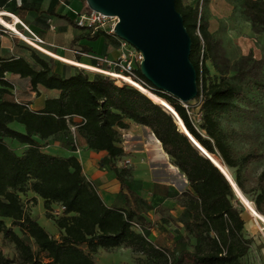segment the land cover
I'll use <instances>...</instances> for the list:
<instances>
[{
    "label": "trees",
    "instance_id": "1",
    "mask_svg": "<svg viewBox=\"0 0 264 264\" xmlns=\"http://www.w3.org/2000/svg\"><path fill=\"white\" fill-rule=\"evenodd\" d=\"M176 7L192 38L190 58L198 75L199 93L195 100L199 105L194 104L195 100L183 103L150 81L152 94L147 95L131 85H119L108 76L74 65V74L62 75L54 70L53 57L21 38L31 50L30 58L0 59V237L13 243L18 253V259H14L0 247V264H98L95 255L100 249L111 251L119 247L141 254L136 259L138 264H243L253 239L245 234L246 222L232 201L233 187L215 157L235 169V183L240 190L247 192L252 183L257 192L253 202L264 215V168L258 175L252 168L264 160V144L239 149L242 134L223 123L224 115L240 108L238 102L245 97L246 86L264 87L260 76L262 61L253 60L250 68L244 59L231 65L224 56L221 40L210 30L204 6L176 0ZM86 9L90 11L87 6ZM244 13L255 30L264 31V0H244ZM100 37L117 39L114 33L104 30H90L80 38ZM208 63L220 73L209 82ZM137 72L144 77L139 68ZM7 73L28 79L37 93L43 86L58 90L59 95L47 98L41 109L8 99L13 85L5 78ZM162 104L175 109L187 131L215 156L221 169L200 152L182 131L183 125ZM196 107L199 124L193 118ZM75 117L80 120L75 121ZM128 120L149 127L154 143H162L172 163L188 180L189 189L180 195L186 209L185 242L192 238L196 242L177 255L170 248L157 246L135 227L152 226L138 204L135 208L106 205L76 156L63 157L43 150L42 141L63 135L68 139L65 146L75 151L81 137L89 149L107 152L124 192L125 177L132 176V168H119L113 160L125 155L120 129L129 128ZM12 123L21 124L24 131L12 127ZM6 138L27 147L18 154ZM165 152L162 150L161 155L166 158ZM30 191L43 198L47 218L53 219L60 231L58 238L25 207L22 195ZM128 192L135 202L151 208L132 189L128 188ZM31 200L37 203L35 197ZM54 205L64 207L60 216H54Z\"/></svg>",
    "mask_w": 264,
    "mask_h": 264
},
{
    "label": "crops",
    "instance_id": "2",
    "mask_svg": "<svg viewBox=\"0 0 264 264\" xmlns=\"http://www.w3.org/2000/svg\"><path fill=\"white\" fill-rule=\"evenodd\" d=\"M87 11L86 5L82 0H21V3L18 0H0L1 21L10 23L20 21L24 26L28 27L35 36L42 40L40 45L43 48V52L53 57L51 61L54 70L65 76L74 74L76 71V68L70 65V62L74 63L72 60L100 64L98 60L81 53L115 59L120 57L123 52V47L117 39L111 40L100 37L98 40H90L88 38H80L90 31L89 28L80 27L77 24L78 16ZM2 15H13V19ZM24 26L19 24L18 28L28 34ZM211 32L214 33L215 30H211ZM20 56L30 58L31 50L18 36L11 32L6 33L0 40V59H11ZM5 78L13 85V88L10 89L11 94H8L6 98L31 103L30 106L34 109L43 108L47 98L59 95L58 90L47 89L43 86H39V93L33 91L28 79L22 78L20 75L7 73ZM74 120L79 121L80 117H75ZM128 122L130 124L129 128L120 129L125 155L113 160V162L119 168H130V166L121 167L120 165L123 162L134 165L131 178L137 184H141V186L139 185L136 189H130L136 193V196L147 200L151 204V208H146L148 213L142 209L143 204L140 201L135 202V198L131 196L128 190H125L126 188L124 192L121 191V182L111 169V162L106 157V151L96 152L89 149L81 137L76 142L77 150L72 151L63 145L61 141L63 135L54 138L56 140L53 144L54 148H50L49 146H52L51 143H47L53 138L42 141L45 144L43 150L63 157L76 156L83 166L84 173L94 183L106 205L135 208L138 204L147 219L152 223V226L137 229L157 246L169 248L176 241V237L168 232L170 230L168 222L172 220L162 216L156 208L161 205L167 209L169 215L175 218L177 224L181 227L182 233L185 235L183 222L185 221L186 209L182 203H179V196L185 190L182 191L179 185L181 183L185 187V184H188V180L185 174L172 163L170 156L164 151L160 142L166 158L161 155V147L154 143L151 137L153 132L149 127L136 124L130 120ZM11 126L24 131V127L21 124L19 125V123H12ZM52 151H61L63 154L59 155ZM28 197H35L37 206L43 205L44 207L43 198L36 193L30 191L28 192ZM31 203L34 204L33 201ZM170 231L176 235L173 230ZM57 233L59 236L60 231L58 228ZM102 251L106 250L100 249L95 258ZM257 252L259 253L257 258H255L252 249L247 257L252 261V264H264V245Z\"/></svg>",
    "mask_w": 264,
    "mask_h": 264
},
{
    "label": "rangeland",
    "instance_id": "3",
    "mask_svg": "<svg viewBox=\"0 0 264 264\" xmlns=\"http://www.w3.org/2000/svg\"><path fill=\"white\" fill-rule=\"evenodd\" d=\"M83 2V1H82ZM185 5H199L200 7L204 6V11L207 14V17L210 21V30H215L214 34L221 40L223 53L226 58L230 61L231 65H234L236 62L244 59L246 65L250 68L253 65V60H261L262 68L260 70L261 79L264 80V31H257L253 28L251 21L247 18L244 13V0H183ZM84 3V2H83ZM87 7V3H84ZM0 22L4 24L1 19ZM13 24L15 23L12 22ZM116 23L115 19H109V29L112 25ZM7 26V25H5ZM110 32V31H109ZM98 40V39H97ZM120 44L122 45V40L117 37ZM130 50H133V46H129ZM139 66V63H137ZM210 68V74L207 76L208 82L212 79L218 78L220 73L214 68L211 63H208ZM234 72H230V75H233ZM245 97L238 102L239 109H235L233 112L224 115L223 123L227 127L235 128L241 135L239 138L237 147L241 150L249 148L250 145H263L264 144V87L260 88L257 85H248L246 86ZM194 104L199 105V101L195 100ZM194 115V120L196 124L200 123L199 107H196ZM20 125V124H19ZM68 139L62 137L61 141L65 145ZM6 143L13 148L18 154L22 152L27 147L24 144H21L10 138L5 139ZM56 140L53 138L47 143H51L50 148H54L53 144ZM264 147V146H262ZM58 153L59 155L63 154L61 151H52ZM215 157V156H213ZM220 163L224 164L221 160L215 157ZM130 166L134 168V165H130L128 162H123L120 165ZM253 172L255 175H258L264 168V160L256 162L252 166ZM224 170V169H223ZM230 183L233 187V196L232 201L234 205L242 212L243 218L246 222L245 224V234L246 236L253 239V244L251 246L252 252L257 258L259 256L260 247L264 245V222L260 221V225L250 216L248 211L247 201H253L257 192L253 188L252 183L248 184L247 192H243L235 183V169H230ZM225 172V170H224ZM225 172V174H226ZM232 177V178H231ZM127 188L136 189L141 186L137 184L131 178V176L125 177ZM180 188L182 191L189 189V185L180 183ZM22 200L25 204V207L32 211V215L37 218L39 223L45 227V229L52 234L54 237L58 238L57 227L55 226L54 220L49 219L46 216V210L42 206H37L36 203H31V198L28 197V194L22 195ZM179 203L181 204V197L179 196ZM32 207H34L32 209ZM60 207V208H59ZM146 205H142V209L148 213L146 210ZM156 210L165 218H171V222H168L170 230H173L176 235H174L170 230L168 232L176 237V241L171 247L176 255L180 253L181 250L185 247L192 248L196 242L195 239H190L188 242H185V235L181 231V227L177 224L175 218H172L169 215V211L162 207L161 205L156 208ZM62 212V207L56 205L53 207L54 216H60ZM8 224L11 221H7ZM139 229V228H138ZM18 232L19 230L16 229ZM20 233V232H19ZM56 233V234H55ZM21 234V233H20ZM34 247L37 249V246L34 244V241H30ZM0 247L4 253L14 259H18V253L16 251L15 245L9 241H3L0 237ZM250 249V250H251ZM141 254H135L131 249H115L111 251H102L97 255L96 261L98 264H138L136 259ZM45 260L44 255L41 256ZM243 264H252V261L246 256L243 260Z\"/></svg>",
    "mask_w": 264,
    "mask_h": 264
},
{
    "label": "water",
    "instance_id": "4",
    "mask_svg": "<svg viewBox=\"0 0 264 264\" xmlns=\"http://www.w3.org/2000/svg\"><path fill=\"white\" fill-rule=\"evenodd\" d=\"M86 3L90 10L118 19L114 34L142 53L140 72L154 87L183 103L196 99L199 87L197 71L190 58L192 38L176 0H86ZM163 106L183 125L182 131L200 152L221 169L187 131L175 109L171 105Z\"/></svg>",
    "mask_w": 264,
    "mask_h": 264
},
{
    "label": "built area",
    "instance_id": "5",
    "mask_svg": "<svg viewBox=\"0 0 264 264\" xmlns=\"http://www.w3.org/2000/svg\"><path fill=\"white\" fill-rule=\"evenodd\" d=\"M18 2L21 3V0H18ZM2 16L13 19V15H2ZM109 19H115L116 23L118 21L117 18L108 17L101 13L90 10L78 16L77 24L80 27H86L93 31L104 30L108 33H114V27L116 23H114L110 28V30H108ZM19 24L24 26V24H22L20 21L16 22V27L20 31V33H17V32H13L10 28H8L7 26H5L0 22V40H2V38L6 33L11 32L16 36H18L19 38H21L22 40H24L26 43L32 45L37 49H40L43 52V48L40 45L42 43V40H40L37 36H35V34L31 30H29L28 27L26 26H24V29L28 32V34H25L23 31H21L18 28ZM23 34H25L30 40L23 37ZM122 42H123L122 43L123 52L121 56L118 58L110 59L104 56H96L93 54L81 53L83 55L91 57L94 60H98L100 64L86 63L79 60H72L74 62H77L78 64L72 62H70V64L92 73L108 76L114 79L115 82L119 85L127 84L137 88L141 92H143L142 88H145L152 92L153 86H151V84L146 78L142 77L137 72V68H139V66H137V63H139L140 65V62L143 60L142 53L134 46H133V50H130L128 48V45L129 46L132 45L124 40H122ZM72 129L74 131L75 126H73ZM63 209L64 207H62V210ZM135 227L139 229L141 228L139 224H135Z\"/></svg>",
    "mask_w": 264,
    "mask_h": 264
},
{
    "label": "bare ground",
    "instance_id": "6",
    "mask_svg": "<svg viewBox=\"0 0 264 264\" xmlns=\"http://www.w3.org/2000/svg\"><path fill=\"white\" fill-rule=\"evenodd\" d=\"M5 24L4 25H7V27L9 26L10 27V29L13 31V32H17V33H20V31L17 29V27H16V22L17 21H15V23L13 24V23H10V22H7V21H3ZM8 27V28H9ZM23 37H25L26 39H28V37L25 35V34H23ZM28 40H30V39H28ZM75 64H78L77 62H74ZM83 66V65H82ZM142 90H143V92L145 93V94H147V95H151L152 94V92L151 91H149V90H147V89H145V88H142ZM162 105H164V104H162ZM221 167L225 170V172H226V170L228 171V172H231V170H230V168L228 167V166H226L225 164H222L221 163ZM228 172H226V175L228 176V178L230 177V174L228 173ZM232 178V177H231ZM229 180H231L230 178H229ZM233 184L235 185V183L233 182ZM247 206H248V211H249V213H250V216L260 225V221H262V222H264V216H262L261 214H259V212H258V210H257V208H256V205H255V202H253V201H247Z\"/></svg>",
    "mask_w": 264,
    "mask_h": 264
}]
</instances>
